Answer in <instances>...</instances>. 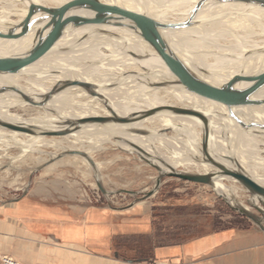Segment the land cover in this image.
<instances>
[{"label": "bare ground", "instance_id": "obj_1", "mask_svg": "<svg viewBox=\"0 0 264 264\" xmlns=\"http://www.w3.org/2000/svg\"><path fill=\"white\" fill-rule=\"evenodd\" d=\"M5 1L6 5L20 4V0ZM73 1L77 0H24L20 10L13 11L15 21L8 23L7 19L0 18V32L19 26L30 4L59 8ZM97 1L120 7L156 23L169 49L197 79L210 86L220 88L236 75L253 76L264 72L262 8L223 0ZM92 15L93 12L88 10H71L62 15L58 23ZM113 17L107 15L101 23L66 30L43 55L20 72L0 74V125L31 128L32 132L39 134L63 130L69 121L109 117V110L116 116L126 117L160 106L196 109L209 119V152L220 158L230 157L255 182L264 186V177L255 173L258 167L250 165L242 150L248 146L257 150L258 143H264V105L227 108L173 88L177 80L167 71L152 46L126 22H108ZM185 21L189 23L187 27H169ZM43 24L33 23L17 39L0 38V59L27 52L37 43L39 37L36 31ZM211 29H215V32L208 34ZM257 35L263 39L255 38ZM221 36L226 43L223 41L224 44L221 42L223 45L216 48H206L205 43L219 41ZM223 53L237 58L223 57ZM19 73H26L29 77L21 78ZM67 81L91 85L92 95L80 87L70 86L53 94L43 107L31 106L21 99V94L37 99ZM239 86L244 88L246 84ZM252 99L263 100L264 87ZM20 106L31 108L28 119L9 113ZM2 127L0 150L5 152L13 148L22 153L14 159L9 154L1 155L0 158L9 160L8 167L15 163L25 164V159L29 157L24 152L39 153L47 147H54L57 151L49 154L50 157L80 149L91 159V154L100 149L101 142L116 138L122 140L118 142V147L123 151L136 153L127 145L126 142H129L149 156L156 154V160L151 164L159 166L165 173L169 172V168L174 171L181 168V172L194 174L213 171L209 166L193 161L194 157L200 155L202 130L197 120L188 118L157 114L132 127L87 125L67 136L56 137L52 144L44 141V136H32ZM132 128L152 131L153 136L142 138L128 133ZM86 138L89 140L82 142ZM159 160L165 161L164 165ZM222 164L228 165L226 161H222ZM95 167L98 168V165L95 164ZM225 181L214 178L212 188L215 187L216 194L227 202L236 205L239 194L234 186L226 185ZM235 208L242 209V206Z\"/></svg>", "mask_w": 264, "mask_h": 264}, {"label": "crops", "instance_id": "obj_2", "mask_svg": "<svg viewBox=\"0 0 264 264\" xmlns=\"http://www.w3.org/2000/svg\"><path fill=\"white\" fill-rule=\"evenodd\" d=\"M190 205L185 203L187 209ZM179 206L171 205L165 221L172 224L170 232L180 231L185 239L157 246V227L164 233L165 221L154 218L158 212L152 203L112 209L89 197L63 198L37 190L0 206V255L19 264H264V235L259 231L212 230L194 214L175 216ZM180 221L190 226L175 229Z\"/></svg>", "mask_w": 264, "mask_h": 264}, {"label": "rangeland", "instance_id": "obj_3", "mask_svg": "<svg viewBox=\"0 0 264 264\" xmlns=\"http://www.w3.org/2000/svg\"><path fill=\"white\" fill-rule=\"evenodd\" d=\"M22 1L24 2V0L19 1L20 4L6 5L5 3L7 2L5 0H0L1 20L7 19L8 23L15 21L16 17L13 11L20 10L21 4H23ZM213 32H215V29H211L208 34ZM255 38L263 39V37L258 35ZM223 41L224 37L222 38L221 36L219 41L215 40L205 43L206 48H216L219 45H223L224 42L226 43V41ZM222 55L223 57L237 58L228 56L226 53ZM19 76L21 78L29 77L26 73H19ZM9 113L28 119L32 112L31 108L20 106L11 109ZM165 133H169V131ZM55 140H57L56 137H45L44 139L49 144L55 143ZM88 140L89 138H86L82 142ZM120 141L122 140L111 138L107 142H101L100 149L91 154V160L98 165V168L95 167V169H92L83 159L75 156H65L67 152L50 157L49 154L57 153L54 147L42 148L43 151L39 153L24 152L29 157L25 159L26 163L20 165L15 163L12 167L7 166L9 160L0 158V206L9 205L28 193H34L37 190L63 198L71 195L77 198L80 197V199L89 197L94 202L99 199L95 204L108 206L112 209H124L131 204L141 202L152 203L153 208L157 210L155 211L158 213L163 212L167 215V218L171 217L170 211L173 210L171 205L177 204L180 206L173 211L175 216L181 217L194 214L197 220H202L201 224H203L204 220L205 225L210 226L212 230L230 228L246 230L252 228L264 235L256 225L235 210L237 209L235 206L240 205L242 209H247L252 215L259 216L252 205L248 203L250 200L249 195L233 180L225 179V184L228 186L231 184L237 190L239 195L236 198V205L227 202L216 194V188H212V186L183 182L175 178H164L160 185L156 187V179L159 174L150 163L156 160L157 155L142 157L136 153L124 152L118 147V142ZM259 143L257 150L250 146L242 148V150L246 153L245 157L250 165L254 164L255 168L258 167L255 173L264 177V143ZM79 151L82 150L79 149ZM167 152L170 151L167 150ZM167 152L165 151V156H167ZM4 154L12 155V159H14L22 153L20 150L13 148L5 152L0 150V156ZM159 161L161 165H164L165 161ZM61 162L66 163L55 165ZM180 169L178 168L176 171H180ZM192 174L194 173L192 172ZM96 182L104 190L114 194L102 195L96 187ZM120 191L134 192L135 195L119 194L118 192ZM148 194L150 196L146 197ZM186 202L191 203L188 209L186 208L188 206H185ZM164 226L165 230H171L172 224L165 221ZM186 226H190V223L180 221L179 225L174 224L175 229H182ZM262 226L264 228V222ZM4 257L11 259L8 255H0V264H2L1 260ZM14 262L19 264L16 261Z\"/></svg>", "mask_w": 264, "mask_h": 264}, {"label": "water", "instance_id": "obj_4", "mask_svg": "<svg viewBox=\"0 0 264 264\" xmlns=\"http://www.w3.org/2000/svg\"><path fill=\"white\" fill-rule=\"evenodd\" d=\"M229 2L243 3L249 6H255L264 9V0H223ZM71 10H88L93 12L91 17H81L64 23H58V19L70 12ZM112 15V19L108 22H126L130 28L139 35L144 41L157 53L167 71L177 80L176 85H172L177 90H183L194 94L198 97L216 102L227 108L239 106H261L264 105L263 100L252 99L253 96L264 87V72L253 76L236 75L226 84L220 88L210 86L199 79H197L177 58V56L169 49L166 42L163 40L158 31V25L153 23L147 18L124 10L117 6L103 4L97 0H77L63 5L59 8H47L36 4H30L27 9V14L19 26L15 29L0 32L1 39H17L29 30L31 25L35 22L45 23L40 29L36 31L39 37L37 43L32 46L27 52L20 55L0 59V74H17L26 66L34 62L37 58L43 55L47 49L68 29H76L87 24H98L102 22V18ZM41 16V17H38ZM36 17V18H35ZM189 25L188 22H181L170 25L171 28H184ZM240 84H246V87L240 88ZM70 86H77L84 90L87 94L92 95L91 85L81 82L67 81L62 83L58 89H52L49 94L39 96L37 99H31L24 95H20L23 102L31 104L35 107H43L50 97L56 92H60ZM106 106V105H103ZM109 117H89L82 118L76 121H69L65 123V128L58 131H45L39 134L32 132L29 128L13 127L7 125L2 128L13 130L32 136L44 137H63L80 130L83 126L87 125H100V126H120L132 127L138 122L145 120L153 115H171L182 118L197 120L201 124V146L200 155L193 158L194 163L199 165L209 166L213 169L211 173L206 174H192L181 171H174L169 168V172L165 173L158 166H151L158 172L155 186L158 187L164 178H175L183 182L212 186L214 178L228 179L236 182L241 188L249 195L250 200L248 203L252 205L259 216L252 215L247 209H235L248 221L256 225L260 231L264 233L262 223L264 222V186L255 182L249 174H247L235 161L230 157H217L212 155L208 150L209 139V119L202 112L196 109L181 108L175 106H160L140 112L135 115L126 117H119L112 113L110 110ZM130 134L147 138L153 136L152 131L141 129H129ZM136 154L142 157L149 156L145 151L134 145L133 143L126 142ZM123 151V150H122ZM126 152V151H124ZM65 156H77L84 159L92 169H95V164L89 157L80 151H68ZM222 161H226L228 165H223ZM98 191L104 195H113L114 193L107 192L103 187L96 182ZM119 194L135 195L134 192L120 191ZM148 194L146 197H149Z\"/></svg>", "mask_w": 264, "mask_h": 264}, {"label": "trees", "instance_id": "obj_5", "mask_svg": "<svg viewBox=\"0 0 264 264\" xmlns=\"http://www.w3.org/2000/svg\"><path fill=\"white\" fill-rule=\"evenodd\" d=\"M154 218L157 220H159V222L161 221H165L166 219V215L165 214H161V213H154ZM156 224V223H155ZM159 223L157 222V225ZM162 228L160 227H157V230L160 232ZM167 230V229H166ZM165 228H164V233H157V236L155 237L154 239V243L155 245L157 246H161V245H165V244H168V243H172V242H181L185 239V237L182 235V233L179 231H174L173 232H170L171 230H169L168 232H166ZM131 262H136V261H131Z\"/></svg>", "mask_w": 264, "mask_h": 264}, {"label": "built area", "instance_id": "obj_6", "mask_svg": "<svg viewBox=\"0 0 264 264\" xmlns=\"http://www.w3.org/2000/svg\"><path fill=\"white\" fill-rule=\"evenodd\" d=\"M99 200V199H98ZM97 200V201H98ZM95 201V202H97ZM2 264H17L15 263L12 259L10 258H7V257H4L2 260H1ZM150 264H181V263H173V262H170V261H166V260H158V261H153L151 262Z\"/></svg>", "mask_w": 264, "mask_h": 264}]
</instances>
